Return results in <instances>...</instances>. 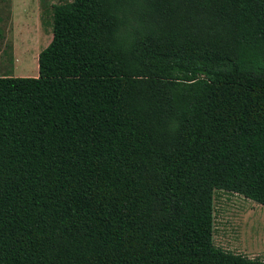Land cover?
Here are the masks:
<instances>
[{
	"label": "trees",
	"instance_id": "16d2710c",
	"mask_svg": "<svg viewBox=\"0 0 264 264\" xmlns=\"http://www.w3.org/2000/svg\"><path fill=\"white\" fill-rule=\"evenodd\" d=\"M38 77H0V264H264L215 193L264 207V0H69Z\"/></svg>",
	"mask_w": 264,
	"mask_h": 264
},
{
	"label": "rangeland",
	"instance_id": "374dc122",
	"mask_svg": "<svg viewBox=\"0 0 264 264\" xmlns=\"http://www.w3.org/2000/svg\"><path fill=\"white\" fill-rule=\"evenodd\" d=\"M69 0H0V77H38V58L53 39L55 5ZM216 246L249 249L247 220L259 204L241 195L215 193Z\"/></svg>",
	"mask_w": 264,
	"mask_h": 264
},
{
	"label": "crops",
	"instance_id": "0c3cea01",
	"mask_svg": "<svg viewBox=\"0 0 264 264\" xmlns=\"http://www.w3.org/2000/svg\"><path fill=\"white\" fill-rule=\"evenodd\" d=\"M249 231V249L241 252L249 258H259L264 260V207L259 206L247 220ZM237 253V252H236Z\"/></svg>",
	"mask_w": 264,
	"mask_h": 264
}]
</instances>
